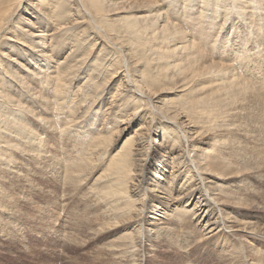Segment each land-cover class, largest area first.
Wrapping results in <instances>:
<instances>
[{"label": "bare ground", "instance_id": "1", "mask_svg": "<svg viewBox=\"0 0 264 264\" xmlns=\"http://www.w3.org/2000/svg\"><path fill=\"white\" fill-rule=\"evenodd\" d=\"M25 1L0 0L1 191L30 190L36 162L58 157L69 193L112 216L137 212L134 231L112 245L121 264H145L151 219L170 223L175 205L182 218L193 215L186 222L201 240L260 237L261 245L264 225L241 210L264 203L231 200L241 199L223 176L232 160L198 145L205 132L189 108L208 93L240 96L244 74L264 78V0ZM242 85L244 93L253 84ZM247 253L229 258L264 264V248L253 243Z\"/></svg>", "mask_w": 264, "mask_h": 264}, {"label": "rangeland", "instance_id": "2", "mask_svg": "<svg viewBox=\"0 0 264 264\" xmlns=\"http://www.w3.org/2000/svg\"><path fill=\"white\" fill-rule=\"evenodd\" d=\"M24 1L22 2L23 7L28 5V2ZM242 78L248 83H241L242 87L238 95H243L242 98L208 93L206 100H199L200 103L197 101L195 108L189 109L191 119L198 124V130L205 132L198 140V145L221 153L228 162L232 160L231 165L233 166L230 169L233 174L225 173L223 176L229 177L225 180L228 184L226 188L231 187L240 192L236 196L240 195L241 199L231 198V200H241L240 204L251 205L264 203V91L259 90L260 88L264 90V87H260L261 84L258 83V81L264 83V78L255 80L253 74H244ZM248 80L253 85L250 86L251 88H245L243 93L242 84L245 87L251 84ZM165 84L167 88L175 85L172 80L166 81ZM245 90L247 95H245ZM169 97H176V95L171 93ZM220 97H225L224 101L222 99L221 102ZM231 97L233 99H230ZM173 105L180 106L182 109L185 107L184 112H189V109L187 108L186 111V106L182 104V106ZM157 118L156 122H158ZM136 127L135 123L128 132L117 138L119 147ZM155 138L153 137L152 143L155 142ZM157 138L162 139V137ZM213 142L215 146L217 144L216 147L211 144ZM56 152L60 159L61 157L64 159L60 150ZM224 153L229 154V157L226 158ZM57 158L36 162L34 169L29 172L30 178L27 181L28 185H32L31 189L20 193L19 196L18 193L5 192L0 189V264H121V259L115 256L112 245H115L119 237L126 232L134 231L137 212L132 211L126 216L114 215L119 218L118 221L114 216L109 215L105 206L106 211L104 212L106 213H103L104 204L98 207L90 201V197L84 196L83 193L77 191L69 193L70 191L66 190L61 183L63 173L60 167L63 162L59 165ZM104 169L105 166L100 168L94 178L101 175ZM156 195L164 196L160 193ZM132 197L135 200L139 195L134 194ZM140 203V200L135 202L137 206ZM169 205H167L168 208H170ZM175 206L169 211L171 215L168 214L170 223L161 225L158 224V219H151L153 224L151 222L150 227H155L156 232L147 239L145 244L147 250L145 264H238L229 258L232 254L239 253L240 259L241 256L247 257L250 255L247 251L251 250L253 243L258 249L264 248V242L260 243L261 245L257 243L262 239L260 237H256L257 240L246 237L240 240L230 236L229 240L220 241L218 245L213 240H201L200 230L195 228L191 222H186L193 215L182 218L178 213L180 206L179 208ZM241 211L246 215L242 214L243 217L254 218L264 225V210L244 207ZM162 217L164 216L159 215V218Z\"/></svg>", "mask_w": 264, "mask_h": 264}]
</instances>
